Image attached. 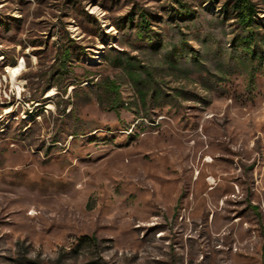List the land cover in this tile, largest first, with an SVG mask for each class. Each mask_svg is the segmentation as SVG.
<instances>
[{"label": "rangeland", "instance_id": "obj_1", "mask_svg": "<svg viewBox=\"0 0 264 264\" xmlns=\"http://www.w3.org/2000/svg\"><path fill=\"white\" fill-rule=\"evenodd\" d=\"M233 2L0 0V264H264V47Z\"/></svg>", "mask_w": 264, "mask_h": 264}, {"label": "trees", "instance_id": "obj_2", "mask_svg": "<svg viewBox=\"0 0 264 264\" xmlns=\"http://www.w3.org/2000/svg\"><path fill=\"white\" fill-rule=\"evenodd\" d=\"M233 11L236 14V22L241 30L242 37L239 39V45L244 48L245 53L250 54L251 57L256 55V43L264 47V33H260L256 25V10L251 0H234ZM238 39V37H237ZM63 63V61H61ZM94 242V239L82 237L80 244L84 242Z\"/></svg>", "mask_w": 264, "mask_h": 264}, {"label": "bare ground", "instance_id": "obj_3", "mask_svg": "<svg viewBox=\"0 0 264 264\" xmlns=\"http://www.w3.org/2000/svg\"><path fill=\"white\" fill-rule=\"evenodd\" d=\"M23 69H24L23 61H21L19 63V65L8 69V73L10 74L11 80L14 81V82L17 81V79L21 75Z\"/></svg>", "mask_w": 264, "mask_h": 264}]
</instances>
